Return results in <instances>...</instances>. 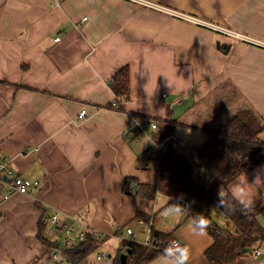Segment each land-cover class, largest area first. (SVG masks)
<instances>
[{
    "label": "crops",
    "instance_id": "1",
    "mask_svg": "<svg viewBox=\"0 0 264 264\" xmlns=\"http://www.w3.org/2000/svg\"><path fill=\"white\" fill-rule=\"evenodd\" d=\"M145 1L241 37L134 0H0V157L15 176L38 182L8 193L0 176V264H113L125 226L143 239L138 218H154L157 231L183 246L177 259L147 264H206L211 238L182 212L163 224L156 212L168 197L126 195L124 181L158 184L156 160L146 155L149 121L175 122L165 137L183 142L173 150L191 167L205 130L235 110L249 106L264 122V0ZM122 68L128 97L116 109L109 82ZM136 124L146 135L125 138ZM257 138L264 142V129ZM227 190L245 207L264 204V160ZM55 212L67 224L80 219L103 242L75 263L64 253L50 262L42 218ZM257 219L264 232V213ZM236 264L263 263L247 254Z\"/></svg>",
    "mask_w": 264,
    "mask_h": 264
},
{
    "label": "trees",
    "instance_id": "2",
    "mask_svg": "<svg viewBox=\"0 0 264 264\" xmlns=\"http://www.w3.org/2000/svg\"><path fill=\"white\" fill-rule=\"evenodd\" d=\"M115 95L110 104L120 109L127 100L128 71L120 69L109 82ZM175 122L168 118L162 119L151 129L148 136L159 141L167 136ZM264 129V122L252 110L243 107L228 115L216 127L205 130L208 138L196 148V155L203 171L196 178L191 175V164L181 154L166 144L165 150L154 156L159 170V181L156 186L135 183L132 179L124 181L123 192L132 197L152 199L156 194L166 197L187 195L193 199V206L188 215L194 229L205 233L211 238V244L204 251L206 264H236L238 259L247 255L250 248L260 242L263 227L258 216L264 213V204L260 201L245 207L238 203L228 192L227 186L242 173H248L264 160V142L257 138ZM134 185V190L130 186ZM215 206L230 222L234 231L219 225L211 216V208ZM153 235L165 240L169 235L153 230ZM42 239V238H41ZM48 243V249L52 242ZM103 238L93 240L89 235L86 240L74 248L64 252L70 263H75L96 249ZM126 247V259L120 263V247L113 264H147L150 260L161 256L159 252L148 249L137 242L121 241Z\"/></svg>",
    "mask_w": 264,
    "mask_h": 264
},
{
    "label": "built area",
    "instance_id": "3",
    "mask_svg": "<svg viewBox=\"0 0 264 264\" xmlns=\"http://www.w3.org/2000/svg\"><path fill=\"white\" fill-rule=\"evenodd\" d=\"M137 3L154 8L156 10L164 11L170 15L191 21L195 24L205 26L211 29H218L221 33H224L228 36H233L240 38L238 34H235L233 31L228 28H216L203 20H199L197 18H193L190 16H185L179 14L178 12L163 8L159 5L149 3L145 0H134ZM246 41L247 38L243 37ZM57 40V38L55 39ZM258 43V42H256ZM261 47L264 48V43H258ZM85 115V109H81L78 113V117L82 118ZM147 126L150 129L155 128L154 122H147ZM137 128L136 131L133 128H126L122 135L130 140H139L140 137L146 135L145 128L141 124H136L134 126ZM149 137V136H148ZM150 138V137H149ZM151 140V138H150ZM153 145L152 150H147L146 155L155 156L157 152H162L167 143L171 144L174 148H178L183 146V142L174 136L165 137L159 141L151 140ZM9 158L6 156L0 157V180L3 181L7 188L8 193H20L26 194L38 187L37 181H31L26 178L17 177L14 175L13 171L9 168ZM193 206V199L187 195H180L177 197H168V200L164 206L157 210L156 216L161 222L164 224L168 221L169 217L175 213L182 212L186 216L189 215ZM136 226L141 230L143 234V239L138 240L136 232L130 227H124V235L119 239L120 241L125 242H137L142 246L159 252L161 256L175 260L178 258L183 246L181 242H179L176 238H166L162 240L158 236L153 235V230H155L154 226V218L142 219L138 218L135 220ZM42 224L46 228L48 234L51 236L52 247L47 249L46 257L50 262L57 263L60 260V256L67 250H70L82 243L86 240L89 235L93 240H99L101 238L100 234L94 231L91 227H89L86 223L81 221L80 219H76L72 224H67L58 212L52 213L44 218H42ZM121 252L125 253L126 247L124 245H120ZM253 259H262V263L264 264V232L262 234V238L260 242L254 244L249 252L247 253ZM108 258L106 254L98 253L96 255V260H103Z\"/></svg>",
    "mask_w": 264,
    "mask_h": 264
},
{
    "label": "rangeland",
    "instance_id": "4",
    "mask_svg": "<svg viewBox=\"0 0 264 264\" xmlns=\"http://www.w3.org/2000/svg\"><path fill=\"white\" fill-rule=\"evenodd\" d=\"M203 168L201 167L200 163L192 162V171L191 175L193 178H196L197 176H200L202 174ZM211 216L215 219V221L221 225L222 227L234 231L233 226L230 224V222L220 213L219 209L215 206L211 208ZM136 226V224H135ZM137 227V226H136ZM138 228V227H137ZM48 234V232L46 231ZM108 246V243L102 246V248H105Z\"/></svg>",
    "mask_w": 264,
    "mask_h": 264
},
{
    "label": "water",
    "instance_id": "5",
    "mask_svg": "<svg viewBox=\"0 0 264 264\" xmlns=\"http://www.w3.org/2000/svg\"><path fill=\"white\" fill-rule=\"evenodd\" d=\"M227 48V46L225 47V49L223 50L224 52H226V49ZM196 160V159H195ZM126 255L127 254H125V253H121L120 255H119V261H120V263H124V261H125V259H126Z\"/></svg>",
    "mask_w": 264,
    "mask_h": 264
}]
</instances>
